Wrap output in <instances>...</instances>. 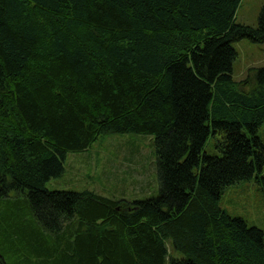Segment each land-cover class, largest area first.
Listing matches in <instances>:
<instances>
[{"label": "trees", "instance_id": "trees-1", "mask_svg": "<svg viewBox=\"0 0 264 264\" xmlns=\"http://www.w3.org/2000/svg\"><path fill=\"white\" fill-rule=\"evenodd\" d=\"M240 3L0 0V203L27 264H264V230L221 205L252 179L264 195V64L234 77L264 6L254 26ZM115 133L154 136L159 191L47 187Z\"/></svg>", "mask_w": 264, "mask_h": 264}, {"label": "rangeland", "instance_id": "rangeland-1", "mask_svg": "<svg viewBox=\"0 0 264 264\" xmlns=\"http://www.w3.org/2000/svg\"><path fill=\"white\" fill-rule=\"evenodd\" d=\"M264 0H241L236 13L238 23L259 25ZM238 57L234 63V77H246L250 67L264 64V42H253L248 38L234 43ZM264 141V124L260 129ZM205 150L210 155L219 154L215 148V137L211 136ZM66 172L61 178L52 179L50 189H90L109 197L142 198L147 197L133 189L130 182L138 177H147L151 189L159 191L157 156L153 135L109 134L100 137L92 147L82 152H70L66 161ZM135 170L136 172H132ZM141 180H143L141 178ZM130 185V186H129ZM154 186V187H153ZM155 188V189H154ZM142 190V189H141ZM157 194V193H156ZM0 203V259L6 264H27V253L22 245L12 238L10 205ZM221 205L234 216L244 218L249 225L264 230V195L255 179L228 187L222 197ZM12 243H16L12 246ZM3 252V255H1ZM182 258L181 253L175 252ZM0 264H3L0 262Z\"/></svg>", "mask_w": 264, "mask_h": 264}]
</instances>
